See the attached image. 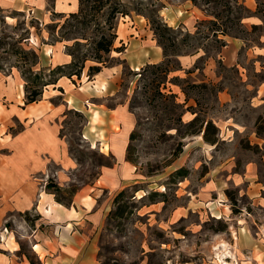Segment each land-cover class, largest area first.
I'll use <instances>...</instances> for the list:
<instances>
[{
    "label": "rangeland",
    "instance_id": "1",
    "mask_svg": "<svg viewBox=\"0 0 264 264\" xmlns=\"http://www.w3.org/2000/svg\"><path fill=\"white\" fill-rule=\"evenodd\" d=\"M49 1L52 5L53 0ZM237 1L254 6L255 13L264 15V0H125L132 14L117 20L119 38L115 47L122 52L113 51L111 55L112 62L121 66L122 74L117 83L119 90L109 98L107 106L126 101L136 116V135L127 154L136 177L125 179L127 186L122 189L95 190L101 169L113 166L115 158L107 153V147L101 148L91 138L93 112L81 113L73 108L61 115L60 134L75 165L65 170L57 166L49 169L55 175L58 169L60 173L57 182L48 180L52 186L47 189L55 191L54 186H59L58 196L73 202L76 193L84 189L86 204H99L96 212L100 213L101 222L93 242L95 254L88 253L89 264H239L235 251V257L222 256L225 263L218 255L222 243L233 251L235 231L237 236H249L250 248L263 264L264 130L257 132V122L261 118L264 126V54L256 51L264 45V24L246 28L242 18L251 9L240 10ZM157 16L176 30L178 48H169V53L201 56L195 72L190 70L189 74L181 66L157 82L152 80L158 75L149 70L140 75L147 64L164 59V55L160 59L162 53H157L162 47L151 23ZM98 18L104 19L101 13ZM211 20L216 24H208ZM79 21L83 18L73 19L52 11V21L42 23L32 11L0 8V71L11 81L15 75L22 80L15 67L24 63L22 50L35 51L41 58L44 44L70 46L77 56L82 55L86 47L82 46L79 52L80 46L75 45L83 32L78 31ZM223 29L228 35L220 33ZM94 31L91 24L89 32ZM233 37L241 39L243 45L239 65L227 67L220 60L221 39L228 45ZM249 49H254L252 55L247 53ZM40 58L36 71L51 68ZM176 61L180 64L179 57ZM207 61L217 64L211 78L204 70ZM159 81L164 83L158 85ZM20 84L12 101L19 98L26 103L24 78ZM170 90L178 98L171 96ZM219 91H226L230 99L219 100ZM54 100L62 103L63 97ZM193 112L201 117L196 128L204 120H212L218 126L217 144L205 142L200 134L187 135L186 123ZM22 127L15 120L8 129L16 133ZM6 129L2 125L0 132ZM181 167L188 168V175L173 177ZM123 190L125 195L116 203V196ZM72 191H76L74 196ZM76 202L75 207L82 205L77 199ZM119 210L124 212L118 214ZM28 213L23 214L28 225L18 233L21 252L29 261L43 264L32 249L31 227L36 225L45 231L50 226L35 209ZM77 259V264L87 262L85 255Z\"/></svg>",
    "mask_w": 264,
    "mask_h": 264
},
{
    "label": "crops",
    "instance_id": "2",
    "mask_svg": "<svg viewBox=\"0 0 264 264\" xmlns=\"http://www.w3.org/2000/svg\"><path fill=\"white\" fill-rule=\"evenodd\" d=\"M244 6L251 9V13L242 18L246 28L264 24V15L255 13L254 6L248 3ZM0 8L23 13L32 11L39 21L48 23L52 21V11L62 15L78 12L80 0H53L52 5L49 0H0ZM242 45L241 39L233 37L228 45L226 43V46L222 47L220 60L224 65H239ZM257 49L256 53L264 54V45ZM253 50L249 49L247 53L252 55ZM40 51L41 63L48 64L51 68L64 66L72 61V56L68 54L65 46L44 44L41 45ZM162 51L163 48L157 50L158 55L162 53L160 59H163ZM141 56L139 58H143ZM200 57L196 54H184L179 56V61L190 74V70L195 72L198 69L196 63ZM216 67L215 61H207L204 70L209 78ZM121 74L122 68L117 64L104 67L92 78H89L87 69L81 79L77 76H62L56 84L48 85L44 89L40 101L26 104L19 98L17 102L12 101L19 92L23 78L21 77V80L15 75L11 76V81L8 79L10 76L0 71V127L7 126L5 131L0 132V264H31L21 252V237L18 233L22 227L28 225L23 214L34 209L41 215V220L50 226L45 231L36 225L31 227L32 249L42 259L43 264H59L58 260H64L66 264H77V258L81 255H85L87 259V262L82 263L89 264L91 258L88 253L95 254L92 250L93 242L96 228L101 222L100 213L96 212L99 204L96 201L90 205L86 204L84 189L76 193L72 207L59 203L56 194L47 189V185L51 178L57 182L60 170L58 169L55 175L54 171L49 169L51 166H57L65 170L75 165L60 134V117L67 108H73L81 113L93 112L91 138L101 148L107 147V153L115 158L113 166L101 169L95 190L101 188L109 191L111 187L122 189L127 186L123 183L125 179L136 177L133 165L127 157L131 134L136 127V116L126 101L114 107L107 106L109 98L119 90L117 83ZM208 77L207 80H210ZM219 80L220 78L217 79ZM60 95L63 97L62 103L54 100ZM218 99L227 101L230 98L226 91H219ZM194 117L195 114L190 120ZM15 120L23 124V127L13 133L10 130ZM198 136L203 139L202 134ZM76 199L82 202L81 206L75 207L78 203ZM15 226L17 230L14 229ZM5 228L8 231H5ZM237 237L232 243L233 251H230L233 256L234 251L236 252V260H241L239 264H261L254 250L250 248L249 236ZM37 246L39 248H36ZM247 252L250 255H247Z\"/></svg>",
    "mask_w": 264,
    "mask_h": 264
},
{
    "label": "trees",
    "instance_id": "3",
    "mask_svg": "<svg viewBox=\"0 0 264 264\" xmlns=\"http://www.w3.org/2000/svg\"><path fill=\"white\" fill-rule=\"evenodd\" d=\"M195 1V0H193ZM239 3V1H237ZM240 10L246 11L247 8L244 4H238ZM89 10H88V9ZM102 14L104 17L103 21L98 18V14ZM132 11L129 9L125 0H80V9L76 13L69 14L73 19L83 18V21H79L81 28L78 27V31H83L80 38H76L75 45L80 46L78 51H81V47L85 46L86 50L82 55L77 56L76 50L66 46L68 54L72 56L71 63L64 66H57L55 68H48L47 70L41 67L39 70H35L40 61V56L35 51L22 50L24 63L22 65H15L20 71L22 77L26 81V104H31L38 102L42 99L44 89L51 84H56L58 79L62 76H77L81 79L84 70L88 67L89 78L94 77L102 71L104 67L114 66L119 63H113L111 58L112 52H122L121 48L115 47V42L119 38L118 35V22L120 17L130 16ZM153 30L155 35L159 38V44L163 48L164 59L161 63L147 64L140 73L143 76L145 71H150L153 74L158 75L153 81L157 82L158 78L167 79L171 72L182 69L179 62L176 59L184 54L174 52L169 53V48H178L175 38L176 30L170 27L167 23L163 22L159 16L155 19H151ZM91 24L94 25L95 31L90 33L89 29ZM204 24V22L202 23ZM208 24H216V21L211 20ZM223 36L228 35L226 29L220 32ZM219 33V34H220ZM217 35V33L214 32ZM218 37H220L218 35ZM220 40V38H218ZM222 47H224L225 41L221 39ZM36 58V59H35ZM175 59V60H174ZM88 61H93L95 64L88 65ZM176 61V62H175ZM88 65V66H87ZM67 68H75L66 70ZM48 71V73H47ZM179 80V77H175V80ZM164 83V81H159L158 85ZM202 87H207V84H202ZM166 88V85H164ZM159 92V90H157ZM171 96L178 98V96L171 90ZM188 99L186 98V102ZM194 113V112H193ZM194 114H197L196 112ZM261 119V118H260ZM260 119L257 122V132L264 130ZM201 121V117L197 114L195 117L186 123L187 135L202 134L205 142L210 144L218 143V126L212 120H204L199 128H196L198 122ZM136 132L133 131L131 134V139H134ZM186 137V136H184ZM182 148V144H179V149ZM189 173L188 168L181 167L178 168L172 175L173 177H183L185 178ZM52 183L48 184V188H51ZM54 193L56 194V200L70 207L73 203V199L66 201L65 199L58 196L61 191L59 186H54ZM76 191H72V196H74ZM125 190L121 191L115 198V202H119L120 198L125 195ZM227 193H229L227 191ZM234 200V198H232ZM123 210H119L118 214L123 213ZM29 213H26L28 216ZM28 220V218H27ZM31 264H35L34 260L31 259Z\"/></svg>",
    "mask_w": 264,
    "mask_h": 264
},
{
    "label": "bare ground",
    "instance_id": "4",
    "mask_svg": "<svg viewBox=\"0 0 264 264\" xmlns=\"http://www.w3.org/2000/svg\"><path fill=\"white\" fill-rule=\"evenodd\" d=\"M234 235H235V238H238L236 231L234 232ZM36 248H39V247L37 246ZM218 255H219V260L222 261L223 263H225L226 261L223 260V257L222 256H224V255H231V256H233L232 252L228 249L226 243H222L221 244V252L218 253Z\"/></svg>",
    "mask_w": 264,
    "mask_h": 264
},
{
    "label": "built area",
    "instance_id": "5",
    "mask_svg": "<svg viewBox=\"0 0 264 264\" xmlns=\"http://www.w3.org/2000/svg\"><path fill=\"white\" fill-rule=\"evenodd\" d=\"M5 231H7V229Z\"/></svg>",
    "mask_w": 264,
    "mask_h": 264
}]
</instances>
